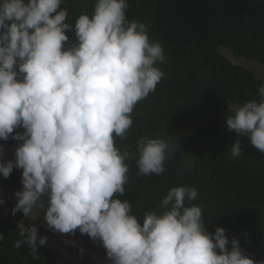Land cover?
<instances>
[{"label": "clouds", "instance_id": "clouds-1", "mask_svg": "<svg viewBox=\"0 0 264 264\" xmlns=\"http://www.w3.org/2000/svg\"><path fill=\"white\" fill-rule=\"evenodd\" d=\"M61 5L0 0V140L25 130L11 136L22 141L15 161L0 162L5 179L22 169V176L16 171L23 189L14 193L12 215L36 221L43 214L54 233L75 235L78 229L102 242L112 264H264L246 256L224 228L209 233L199 206L185 207L198 196L195 188L173 187L159 205L162 214L148 213L142 223L128 201L113 199L125 193V160L131 158L114 147L113 134L124 137L134 106L164 76L154 67L165 59L163 48L150 42L145 24L126 19V0H96L91 19L82 14L74 27ZM66 31L77 39L67 49ZM258 92L259 102L235 106L226 127L264 153V85ZM241 151L236 140L231 155ZM138 152L139 174L160 175L166 152L175 149L164 139L144 138ZM18 228L22 239L14 247L27 244L37 253V227L21 222ZM47 240L40 237L39 245Z\"/></svg>", "mask_w": 264, "mask_h": 264}, {"label": "trees", "instance_id": "trees-1", "mask_svg": "<svg viewBox=\"0 0 264 264\" xmlns=\"http://www.w3.org/2000/svg\"><path fill=\"white\" fill-rule=\"evenodd\" d=\"M126 3V19L145 24L150 42L162 46L165 59L154 67L164 76L155 91L134 106L130 114L133 124L124 137L113 134L114 147L131 157L125 160V193L114 194L113 199L128 201L130 214L142 223L148 213L162 214L159 205L173 187L195 188L198 196L186 201L185 207L202 209L207 231L214 234L216 228H224L229 240L238 239L246 256L264 261V153L252 146L247 136L226 127L235 106L260 100L258 89L264 80L254 69L230 59L264 67V0ZM95 4L96 0H62L61 8L68 12L65 22L74 27L82 14L91 19ZM65 35V49L77 43L74 31ZM24 131L22 127L14 129L7 141L0 140V147L15 151L22 141L11 136ZM144 138L164 139L175 149L173 155L166 152L165 171L160 175L139 174L138 143ZM236 140L242 151L234 158L231 145ZM21 179L14 170L7 179L0 175V196L16 205L14 193L22 191ZM19 232L12 213L0 208V233L4 236L0 264H58L55 253L39 241L35 254L27 244L15 248V242L22 239ZM75 233L90 248L102 245L78 229Z\"/></svg>", "mask_w": 264, "mask_h": 264}, {"label": "rangeland", "instance_id": "rangeland-1", "mask_svg": "<svg viewBox=\"0 0 264 264\" xmlns=\"http://www.w3.org/2000/svg\"><path fill=\"white\" fill-rule=\"evenodd\" d=\"M223 55L228 57L225 53H223ZM230 61L236 65L254 69L258 73L257 75L264 80L263 66L253 65L245 62L244 60L237 61L230 59ZM0 148L3 149V156L0 157L1 162L9 160L13 162L15 161V151L4 147ZM15 170L22 176V169ZM44 199H46V197ZM0 200L5 201L4 204L0 205V208L12 213V209L15 207V204L1 196ZM12 222L17 227L21 222L24 223L25 227H37L39 231L37 241H39L40 237L47 236L48 240L44 246L51 249L55 253L58 264H112V261L107 257L106 249L103 245H95L90 248L88 244L80 242L76 233L75 235L67 233H54L48 228L46 221L43 218V214H41L36 221H32L31 219L25 218L22 212H17L14 216L12 215ZM81 248L84 250L83 253L79 251Z\"/></svg>", "mask_w": 264, "mask_h": 264}]
</instances>
